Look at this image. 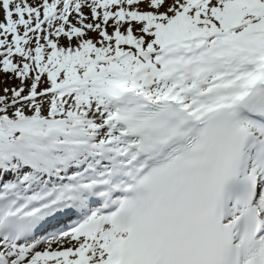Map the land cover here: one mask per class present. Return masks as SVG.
Returning <instances> with one entry per match:
<instances>
[{"label": "snow or ice", "instance_id": "obj_1", "mask_svg": "<svg viewBox=\"0 0 264 264\" xmlns=\"http://www.w3.org/2000/svg\"><path fill=\"white\" fill-rule=\"evenodd\" d=\"M0 264H264V0H0Z\"/></svg>", "mask_w": 264, "mask_h": 264}]
</instances>
